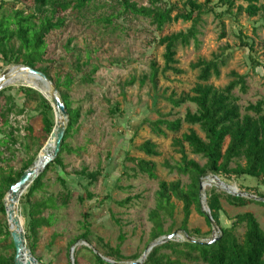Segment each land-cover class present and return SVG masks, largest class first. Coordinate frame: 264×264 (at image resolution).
<instances>
[{"label": "rangeland", "instance_id": "obj_1", "mask_svg": "<svg viewBox=\"0 0 264 264\" xmlns=\"http://www.w3.org/2000/svg\"><path fill=\"white\" fill-rule=\"evenodd\" d=\"M131 1L138 5L150 4L148 0ZM203 1L197 0L198 3ZM163 2L166 5L177 2L182 6L187 0ZM259 2L264 3V0ZM238 4L246 5V2L237 0L228 9L219 0H210L212 10L207 8L196 24V40L191 39L188 45L176 48L178 67L183 72H159L156 86L152 85L148 74L152 61L163 66V45L157 42L158 38L185 31L191 21L167 23L159 31L149 18L124 10L118 0H92L80 10L64 12L65 24L53 32L47 54L57 60L52 64L54 74L65 71L72 74L73 82L59 90L67 94L71 108L78 110L79 115L65 140L68 149L61 153L62 164L51 165L44 174L43 187L29 196H26L27 188L18 202L25 245L39 262L70 264L72 247L74 264H94L98 256L96 252L113 260L108 251L118 245L119 256L115 261L125 264L139 259L155 240L151 237L153 223L150 213L155 208L159 181L180 178L183 183L188 182L186 175L171 168L180 155L171 142L189 125L183 123L177 133L166 130L165 134L156 135L150 130L149 122L160 117L182 118L187 109L194 111L193 103L173 107L166 99L170 94L179 96L190 91L198 74V70L190 66L192 62L199 57L209 59L214 54L224 56L225 64L220 67V75L209 80L215 86H224L232 79L231 71L245 75L246 91L242 92L238 86L233 90L242 114L249 103L264 100V19L260 13L249 16L237 11ZM0 5L5 12L11 7L26 8L25 3L12 4L9 0H0ZM222 26L225 36L220 37ZM68 37L71 41L64 50L63 42ZM16 65L20 64L0 60V75ZM34 81L43 93H48L40 81ZM21 85L27 86L15 82L0 90L3 91L1 104H14L11 113L5 110L11 126L0 123V139L9 130L13 131L10 149L0 145V167L13 171L21 169L30 157L35 160L48 139L41 130L37 98L24 101L23 93L18 90ZM192 127L202 135L197 125ZM147 139L156 144L158 155L147 156L138 149ZM187 153L200 165L205 163V159L188 148ZM126 156L152 160L156 166V178L135 172L132 169L134 164L126 160ZM82 168L88 172L96 171V178L91 180L78 173ZM223 181L237 188L239 184L256 186L264 194V186L250 176ZM209 187L203 186V191ZM221 202L223 226L230 225L235 214L249 211L264 230V205L252 202L236 207L224 199ZM176 204L174 220L165 216L163 228L166 230L172 226V232L176 234L171 240L181 242L186 233L180 228L181 203ZM201 206L207 211L202 195ZM40 218L48 223L38 224ZM5 226L8 227L4 210L0 211V231H4ZM188 227L200 230L199 236L194 238L211 239L218 234L194 207ZM243 231L244 224L236 227L239 239ZM84 233L86 238L81 239ZM9 243L10 239L0 233V254H14L12 249L6 248ZM170 251L161 249L165 253Z\"/></svg>", "mask_w": 264, "mask_h": 264}, {"label": "trees", "instance_id": "obj_2", "mask_svg": "<svg viewBox=\"0 0 264 264\" xmlns=\"http://www.w3.org/2000/svg\"><path fill=\"white\" fill-rule=\"evenodd\" d=\"M9 1L12 4L25 3L26 8L11 7L9 11L6 10L5 12L2 11L0 5V60L10 64L28 65L45 73L56 85L67 111L66 129L58 154L30 183L26 192V196H29L43 187L44 174L51 165L62 164L61 153L68 149L65 140L79 115L78 110L71 108L67 94L59 90L60 87H68L73 82V76L70 71L53 73L54 65L52 64L57 60L55 61L47 54L50 49L51 36L54 31L64 26L66 20L64 12L69 9L80 10L92 0ZM118 1L124 10L149 18L159 31L167 23L178 20L191 21V25L185 31L172 32L158 38L157 42L163 45V66L159 67L156 62L152 61L148 78L152 85L156 86L159 72L182 73L183 70L178 67L176 48L178 45H188L191 39L196 40L198 32L196 24L201 15L207 12V8L212 10V6L209 5L210 0H204L202 3H198L197 0H187L186 5L182 6L178 5L177 2L166 5L163 0H148L150 3L148 6L138 5L136 1L131 0ZM219 1L226 4L229 9L235 5L237 0ZM243 1L246 2V5L238 4L236 6L237 11L245 12L249 16L260 13L264 19V3L259 2V0ZM223 36H225L224 26L220 32V37ZM70 41L71 37H68L63 42L64 50L68 48ZM224 64L225 58L222 54H214L209 59L199 57L195 62H192L190 66L196 68L198 74L190 91L179 96L173 93L168 95L166 99L173 107H179L186 102L193 103L195 105L194 111L187 109L182 118L166 119L160 117L149 122L150 130L156 135H163L166 130L177 133L183 123L189 125L186 131H183L180 136L173 137L171 142L176 152L180 154L179 160L171 168L180 175H186L188 182L183 183L180 178L159 181L155 208L150 213V219L153 223L152 239L172 233V226H168L166 230L163 228V219L168 216L172 221L174 220L176 202L181 203L180 228L188 236L198 237L200 234L198 228L188 227L192 207L211 225L206 212L202 209L199 190L200 180L208 174H214L221 180H230L246 175L256 179L259 184L264 186V100L249 103L245 107L246 112L242 114L238 97L233 93V90L238 86L242 92L246 91L245 75L231 71L232 79L221 87L209 82L212 76L218 77L220 75V67ZM76 66L79 67L80 64H76ZM18 90L23 93L24 101L37 98L36 108L41 115V130L44 136L48 137L54 125L53 108L50 101L32 87L21 85ZM2 92L0 91V94ZM13 106V103L8 106V102L6 104L0 102V123L2 125H9L8 114L5 115V110L11 113ZM194 125L198 126L202 135L192 127ZM31 130L29 128V131ZM12 138L13 131L9 130L0 139V145L10 149ZM187 148L191 153L205 159V163L200 165L189 158ZM138 149L147 156L159 154L156 144L150 139L143 141ZM33 160L34 157H30L18 171L0 167V211L5 210L3 197L10 185L15 183L23 171L32 165ZM126 160L132 161L134 164L132 169L135 172L156 178V166L152 160L134 156H126ZM78 173L88 176L91 180L97 176L96 171L88 172L86 168H82ZM238 188L264 197V194L259 192L256 186L239 184ZM89 196L91 195L89 194ZM222 199L236 207L252 202L264 205L262 201L231 195L211 186L205 190V201L210 215L220 231L215 240L200 244L188 240L181 242L166 240L154 246L144 261L136 264H264V230L257 218L253 213L245 211L235 214L230 225L223 226L220 221V214L223 211ZM47 223L48 221L44 218H40V222H38L41 225ZM240 224H244L241 239L236 234V227ZM7 228L5 226V230L0 231V233L4 234L6 239H10L6 248H10L14 252L13 242ZM87 231L88 227L86 226ZM82 238H86V233L82 235ZM118 248L117 245L108 251L113 260H118ZM161 249H170L171 251L165 253L161 252ZM171 254L175 257H172ZM13 255L4 256L0 254V264H15ZM107 256L109 255L107 254ZM94 264L111 263L96 256Z\"/></svg>", "mask_w": 264, "mask_h": 264}, {"label": "water", "instance_id": "obj_3", "mask_svg": "<svg viewBox=\"0 0 264 264\" xmlns=\"http://www.w3.org/2000/svg\"><path fill=\"white\" fill-rule=\"evenodd\" d=\"M19 73L26 74L27 76H32L34 80L40 81L48 90V93H43L34 82L32 85H27L38 90L42 93L49 101L53 108L54 113V125L52 130L48 136V139L44 145V147L38 153L36 159L32 162V165L25 169L21 174L20 178L13 184L10 185L8 191L6 192L4 198V209L5 215L8 225L9 234L11 236L13 246H14V255L13 261L15 264H43L39 262L31 253L30 249L25 245V239L23 235V228L21 219L18 215V202L20 196L23 192L28 188L30 183L43 171L46 165L51 162L60 149L63 136L66 129L67 122V111L65 109L64 103L61 99V96L58 92L56 85L43 73L42 71L35 69L28 65H16L10 68L7 72L0 75V90L5 87L7 84L12 82V79L16 77ZM47 149L46 153L42 155V151ZM205 180H200L199 182V190L201 195L205 197V191H203V186L210 185L215 186L228 194L243 196L255 201L264 202V197L260 195H256L253 193L245 192L237 188L235 185H230L223 180H221L218 176L214 174H208L205 176ZM207 207V204H206ZM205 211V210H204ZM208 219L213 227V229L219 233V228L215 223L214 219L211 217L209 209L207 207V211H205ZM175 232L169 233L167 235H161L152 241L143 251L141 257L131 262H127L125 264H136L144 261L148 253L151 249L166 240H171L175 236ZM217 236H214L211 239H199L193 238L185 234V240H188L192 243L200 244V243H209L215 240ZM74 247L70 249L69 259L70 264L73 263L72 250ZM96 254L102 257L105 261L117 264V261L108 259L106 257L101 256L98 252Z\"/></svg>", "mask_w": 264, "mask_h": 264}, {"label": "bare ground", "instance_id": "obj_4", "mask_svg": "<svg viewBox=\"0 0 264 264\" xmlns=\"http://www.w3.org/2000/svg\"><path fill=\"white\" fill-rule=\"evenodd\" d=\"M15 82H22V83H25L27 85H32L35 81H34V78L32 76H27L26 74H22V73H19L16 77H14L12 79V82L11 83H15ZM47 151V149L45 148L43 151H42V155L45 154ZM5 200H7V198L5 197Z\"/></svg>", "mask_w": 264, "mask_h": 264}]
</instances>
